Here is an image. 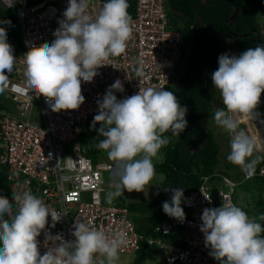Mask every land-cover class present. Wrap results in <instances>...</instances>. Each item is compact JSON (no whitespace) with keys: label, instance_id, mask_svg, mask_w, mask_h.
<instances>
[{"label":"clouds","instance_id":"obj_1","mask_svg":"<svg viewBox=\"0 0 264 264\" xmlns=\"http://www.w3.org/2000/svg\"><path fill=\"white\" fill-rule=\"evenodd\" d=\"M3 3L12 6V0ZM87 9L88 0H69L64 19L54 32L55 39L50 44L31 47L23 56L25 91L43 96L54 113L78 109L85 100L81 82L91 83L99 68L126 52L132 38L127 0H107L95 17ZM259 18L264 19L257 15ZM0 24L10 26L11 21L0 20ZM16 62L6 28L0 27V91L7 79L5 73H12ZM143 75L137 70V76ZM211 82L223 103L214 113V122L231 136L227 160L250 179L264 158H253L255 142L238 130L236 117L259 118L255 110L264 92V46L249 48L239 56L220 55ZM115 91L123 92L120 80L98 101L99 111L93 119V127L101 125L97 134L103 137L97 147L107 152L114 165L106 194L109 203L125 191L143 192L156 177L153 160L162 159L160 150L169 144L170 136L179 137L187 127V107L181 106L172 91L148 87L119 101ZM159 179H165L163 174ZM182 198L183 190L173 189L170 202L162 204L164 214L183 222ZM13 201L15 211L13 203L0 196V264H96L95 254L103 256L106 264H116L119 251L126 244L123 233L109 237L78 220L73 224V241L66 242L59 234L46 235L47 240L58 244L41 255L37 237L45 229L48 217L54 227L64 214L49 209L30 190L14 193ZM257 220L264 221V213L250 218L227 202L218 208H205L200 231L209 255L220 264H264V226Z\"/></svg>","mask_w":264,"mask_h":264},{"label":"built area","instance_id":"obj_2","mask_svg":"<svg viewBox=\"0 0 264 264\" xmlns=\"http://www.w3.org/2000/svg\"><path fill=\"white\" fill-rule=\"evenodd\" d=\"M106 2L88 0L89 14L95 17ZM127 2L134 4V14L131 17L132 38L127 43L126 52L113 58L110 65L99 68V74L91 83L81 82L85 100L78 109L54 113L43 96L25 91L24 84L13 80L12 76L21 75L23 56L31 47L50 44L55 39L54 32L59 21L64 19L69 0H44L38 4H30L29 0H12L11 7H6L0 0V6L15 12L22 45L21 49H15V68L6 74L7 79L2 85L4 98L12 108L0 109V168L7 173L13 206L16 207L14 193L30 190L49 209L64 214L54 227L48 217L45 229L37 237L41 255L58 244L47 240L46 235L55 237L59 234L64 241H73V224L81 220L109 237L117 232L123 233L126 244L119 253L136 254L145 241L156 249L153 258H160L164 264H220L209 255L210 249L205 246L200 231L201 216L205 208H218L211 196L214 188L218 192L219 207L226 202L233 204L237 183L228 177L214 175L220 179L222 188L219 189L212 185V177L204 176L207 180L202 177L199 188L182 198L183 222L169 217L154 227L156 236L144 237L137 231L126 206L102 201L103 173L113 170L114 166L100 161L93 163L80 152L77 137L84 126L93 124L99 111L98 101H102L110 86L116 80L121 81L123 92H114L118 101L148 87L167 91L185 45L180 33L171 27L164 0ZM259 25L264 37V19ZM227 53L237 56L230 47ZM137 70L144 75L137 76ZM37 118L43 127L38 125ZM256 175L264 178V163ZM243 176V181L248 180L244 172ZM176 229L190 231L189 235H181L183 246L168 239ZM95 257L96 264H99L102 256L95 254Z\"/></svg>","mask_w":264,"mask_h":264},{"label":"trees","instance_id":"obj_3","mask_svg":"<svg viewBox=\"0 0 264 264\" xmlns=\"http://www.w3.org/2000/svg\"><path fill=\"white\" fill-rule=\"evenodd\" d=\"M42 1L44 0H29V3L38 4ZM231 1L238 9L233 22L229 21L233 7L224 0L207 1L201 8L198 6L200 0H164L171 27L180 33L184 44L187 42L184 34L189 33L191 52L187 59L186 71L181 77L174 73L167 88V91H172L176 95L182 107H187L188 113L185 117L187 127L179 137H171L165 133L166 136H170V142L163 148V161L155 165V170L165 177L160 190L149 199H141L139 202L116 203L127 207L137 231L144 237L156 236L154 227L169 218L164 214L162 204L170 202L173 189H182L184 196L199 188L202 177L210 176L212 177L210 181H215L217 177H213L214 175L228 177L231 169L232 165L228 163L224 164V169L219 166L221 146L219 139H214L216 132L210 126L214 121V98L218 93L212 85L211 74L218 68V57L227 53L229 47L239 56L249 48L264 46L262 29L257 20V15L264 17V0ZM128 13L130 17L134 14L132 2H128ZM0 20L11 21L10 26L0 24V27L6 28L7 42L12 48L17 46L21 49L14 10L0 6ZM182 26L186 31L184 33L180 29ZM254 32L259 34V40ZM226 40H229V44ZM185 47V45L182 47L181 56ZM222 107L221 102L220 108ZM11 108V103L4 98V91H0V109ZM100 126L98 123L95 127L93 124L86 125L77 137L80 152L92 159L93 163L98 162L100 154L104 151L97 147L99 141L103 139L97 134ZM262 164L260 160L256 165L255 175L242 183L245 192H251L252 209L250 206L245 213L252 218L264 213V178L256 175ZM166 189L169 190L165 191ZM0 196L12 203L7 173L3 168H0ZM15 209L13 206V211ZM141 216L145 218L144 225L139 222ZM257 222L264 226V221ZM168 239L178 246L184 244L180 234L170 235ZM155 251L156 249L147 245L145 241L142 242L140 250L136 253V262L141 264L152 259Z\"/></svg>","mask_w":264,"mask_h":264},{"label":"rangeland","instance_id":"obj_4","mask_svg":"<svg viewBox=\"0 0 264 264\" xmlns=\"http://www.w3.org/2000/svg\"><path fill=\"white\" fill-rule=\"evenodd\" d=\"M174 20H177V19H174ZM259 21H263V18H260ZM180 29H182L183 33L186 32V31H184L183 26L180 27ZM18 34H19V31H18ZM184 37H186V39H187V42L185 43L186 47L184 49L182 56L180 57V59L178 61V65H177V68L175 70V74L178 77H181L184 75V73L186 71L187 59H188V56L190 55V52H191V46L189 44L190 41L188 40L189 33L184 34ZM20 46L22 47V45H20ZM6 74H7V72L5 73V75ZM12 78H13V80L19 81L22 84H24L23 69H21V75H19V76L14 75V76H12ZM214 100H215L214 101V107L220 108L221 96H220L219 92L217 93V96H215ZM216 110H217V108H216ZM255 111L260 114L259 118L256 120H248V119H244L242 117H236L238 125H239L238 130H243L245 132V134L247 136H249L255 142V151L253 153V158L256 156H260V157L264 158V123H261V121H264V92H262V94H261L260 104ZM214 113H215V111H214ZM240 119H244V123L241 122V124H239ZM37 123L40 127H43L41 120L38 118H37ZM212 124H213V121L210 123V126H212ZM215 126H216V124H215ZM217 127H218L219 131L216 132L217 133L216 135L214 134V139L216 140V138L219 137V142H220L221 148H222L220 151V165L219 166H221L220 168L224 169L225 163L232 165L230 171L228 172V178H230L235 183H237V186L234 187L233 205L241 208L245 212V210L250 209V206H251V202H252V199L250 197L251 192L250 191H248V193L245 192V188L242 185L243 178H244L243 171L238 166L231 164L227 160V156L230 152L231 136L229 135V133L225 132L219 126H217ZM217 140H218V138H217ZM163 148L160 150V154H159L162 157V159H154L153 160L154 165L161 163L163 161V154H164ZM261 160L264 163V159H261ZM98 161L113 165V162L108 158L106 151H103L100 154ZM160 175H161V173L156 171V177L150 182V184L148 186L145 187L143 192L128 193L125 191L122 196L114 199L111 203H109V202H107L106 194L110 190V184H111V181L113 178V170L106 171L103 173L104 185H103V191L101 193L102 201L104 204H110L111 205L114 203L116 204L118 202H123L124 204H128V203H132V202H139V201H141V199H149L150 197H152L154 194H156L160 190V185L162 182L159 179ZM217 180H220V179L219 178L216 179L212 183V185L214 187H219V189H221L222 186H221L220 182ZM263 197H264V195H263ZM251 209H252V206H251ZM250 218H252V217H250ZM144 220H145V218L143 216H141L140 220H139L140 224L144 225L145 224ZM187 235H189V233H187ZM102 261H104V264H106V260L103 256H102ZM116 264H139V263L136 262V254L119 253V259L116 261ZM141 264H164V262L160 258L155 257L152 259H148V260L142 262Z\"/></svg>","mask_w":264,"mask_h":264},{"label":"water","instance_id":"obj_5","mask_svg":"<svg viewBox=\"0 0 264 264\" xmlns=\"http://www.w3.org/2000/svg\"><path fill=\"white\" fill-rule=\"evenodd\" d=\"M207 1H211V0H200L199 5H198L199 8H201L202 6L206 5ZM224 1L229 2L232 5V7H233V11H232L231 17L229 18V21L233 22L235 20V17H236L238 9H237L236 5L231 0H224ZM200 20L202 21V18H200ZM224 27H226V24L224 25ZM254 33L257 36V40H259V37H260L259 34L257 32H254ZM211 196H212L214 204L217 207H219L218 192H217V190L215 188L212 189Z\"/></svg>","mask_w":264,"mask_h":264},{"label":"crops","instance_id":"obj_6","mask_svg":"<svg viewBox=\"0 0 264 264\" xmlns=\"http://www.w3.org/2000/svg\"><path fill=\"white\" fill-rule=\"evenodd\" d=\"M180 23V22H179ZM17 48V46H13V54L15 55V52H17V51H15V49ZM12 107V106H11ZM215 109V110H214ZM218 109V108H217ZM213 110L214 111H216V107H213ZM213 111V112H214ZM241 120V121H240ZM239 120V124H241V122H243L244 123V119H240ZM212 128H213V130L215 131V132H217V131H219V129H218V127H217V125L215 126V122L213 121V124H212V126H211ZM220 133V132H219ZM215 134H217V133H215ZM218 138V137H217ZM219 139V138H218ZM220 146H221V144H220ZM222 149V148H221ZM221 149H220V151H221ZM217 181H219V180H217ZM183 233H189L190 234V231L189 230H184V229H176L175 231H173V234L172 235H179L180 234V236L183 234Z\"/></svg>","mask_w":264,"mask_h":264},{"label":"flooded vegetation","instance_id":"obj_7","mask_svg":"<svg viewBox=\"0 0 264 264\" xmlns=\"http://www.w3.org/2000/svg\"><path fill=\"white\" fill-rule=\"evenodd\" d=\"M226 42H228V43H229V40H226Z\"/></svg>","mask_w":264,"mask_h":264}]
</instances>
